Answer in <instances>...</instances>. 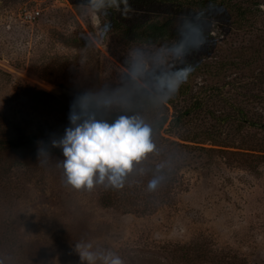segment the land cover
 I'll return each instance as SVG.
<instances>
[{"label":"rangeland","instance_id":"374dc122","mask_svg":"<svg viewBox=\"0 0 264 264\" xmlns=\"http://www.w3.org/2000/svg\"><path fill=\"white\" fill-rule=\"evenodd\" d=\"M191 1L0 0V264H264V0ZM81 95L167 117L121 187L64 182L52 141Z\"/></svg>","mask_w":264,"mask_h":264},{"label":"clouds","instance_id":"9594fccd","mask_svg":"<svg viewBox=\"0 0 264 264\" xmlns=\"http://www.w3.org/2000/svg\"><path fill=\"white\" fill-rule=\"evenodd\" d=\"M84 95V94H82ZM82 95L70 106L69 126L52 145L62 151L64 182L75 188L91 189L96 184L121 187L134 166L152 153L153 129L140 115H118L108 120L93 114L97 107L86 109ZM161 177L154 176L148 183L154 190ZM86 264H96L97 254L80 253ZM102 264H123L113 252L99 257Z\"/></svg>","mask_w":264,"mask_h":264},{"label":"trees","instance_id":"16d2710c","mask_svg":"<svg viewBox=\"0 0 264 264\" xmlns=\"http://www.w3.org/2000/svg\"><path fill=\"white\" fill-rule=\"evenodd\" d=\"M116 1H121V0H116ZM152 1H158V2H163V3H190L193 2L191 0H152ZM200 4H209V5H215L217 4V0H200ZM170 23H162V24H157V23H150L148 24L147 28L149 29V34H147L148 36L146 37H151L154 39H160V38H164V37H169L171 36L172 32L169 30L168 26ZM149 96L145 97V98H140V100L138 101V105L153 109V108H158L159 106L162 105V102L160 100L159 97L152 95V94H148ZM239 114H243L244 111L243 110H238ZM188 113V112H186ZM244 115V114H243ZM239 119H241V122H245L247 121L245 116H241ZM167 123V117L166 116H161L159 118L157 117H153L152 121L149 123L153 129V135H156L158 133H160L163 129L165 130V125ZM181 123V118L177 119H173L170 123V129L180 126ZM250 125L253 126H259L260 128H264V123H259V122H255V121H250ZM168 130V128L166 129ZM113 197V196H112ZM120 198L117 199V201H119ZM107 201H111V198H109V200ZM114 201V200H113Z\"/></svg>","mask_w":264,"mask_h":264}]
</instances>
